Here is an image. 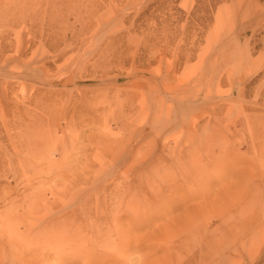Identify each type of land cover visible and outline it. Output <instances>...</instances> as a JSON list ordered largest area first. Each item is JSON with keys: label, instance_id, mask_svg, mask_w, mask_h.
<instances>
[{"label": "rangeland", "instance_id": "1", "mask_svg": "<svg viewBox=\"0 0 264 264\" xmlns=\"http://www.w3.org/2000/svg\"><path fill=\"white\" fill-rule=\"evenodd\" d=\"M0 264H264V0H0Z\"/></svg>", "mask_w": 264, "mask_h": 264}]
</instances>
